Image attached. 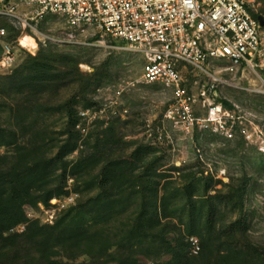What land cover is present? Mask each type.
I'll use <instances>...</instances> for the list:
<instances>
[{
	"label": "rangeland",
	"instance_id": "rangeland-1",
	"mask_svg": "<svg viewBox=\"0 0 264 264\" xmlns=\"http://www.w3.org/2000/svg\"><path fill=\"white\" fill-rule=\"evenodd\" d=\"M253 12L256 15L263 13L264 16V0H255ZM31 24L41 40L29 34V29L26 32L16 26L12 19L0 16V29L4 30L0 32V74L10 73L25 62L35 63L30 59L31 56L42 55L39 60L48 64L54 62L56 68L60 62L55 56L62 54L78 58L80 71L90 74L93 82L85 95L81 94L75 84L67 87H59L58 84L57 89L51 90L50 83H46L42 104H38L41 110L36 112L38 124L53 130V135H61L66 118H62L59 111L48 110L57 104L65 106L70 98L77 111L84 108L92 111L103 109L95 120L84 121L77 117L78 125L85 130L75 126L80 139L75 150L67 156L68 161L75 162L86 143L93 144L96 141V132L118 122L125 144L123 150L108 152L109 158L119 157V166L137 162V172L141 170L143 162L137 161L134 152L138 147L147 148L149 155L146 159L157 157V170L172 175L166 179H170L174 187H182L186 183L187 174L193 173L195 195L200 194L203 200L211 196L210 201L217 207L214 218L218 231L223 233L221 239H227L229 236H226V232L232 229L231 237L240 240V244L245 241L243 237H246L252 247L264 249V92L261 91L256 73L227 70L228 63L225 60L207 63L204 67L222 80L216 89V99L226 101L230 105L226 108H233L231 110L235 112L236 117L227 122L232 135L228 136L211 122L205 126H195L189 131L177 130L163 116L172 99V88L160 82H145L141 79L144 59L140 53L129 49L123 41L111 38L92 45L50 41L47 47L42 48L46 45L42 37L57 39L61 36L64 21L56 15L44 14L32 20ZM261 30L264 32V26H261ZM58 68L53 73L60 74L63 68ZM181 73L184 86L197 97L196 115L206 117L207 108L202 106L198 93L203 84L208 82V76L190 64L182 65ZM117 89L121 90L118 96L115 92ZM22 98L21 93L15 91H0V103L5 99L12 106L11 112L6 113L0 105V123L8 120L16 125L20 121ZM115 99V107L122 109V117L108 115L110 101ZM160 127L162 138L158 139L156 132ZM0 150L4 152L5 148ZM100 166L99 163L88 176H67L64 183L67 192L62 196L74 193L76 196L72 204L60 206L51 204L49 200L38 202L32 207H26V215L40 223L53 225L70 207L96 193L95 183L98 181ZM166 179H162L159 185L162 186ZM175 202L177 206L182 205L185 198L179 196ZM204 206L208 207L207 201ZM129 209L132 210L133 206ZM185 217L184 221L176 217L171 220L168 237L182 254L188 252L196 255L201 247L200 239L185 230ZM24 227V224L18 225L16 229L22 231ZM256 255L253 256L254 264L262 263ZM138 259L143 264H168L171 254L164 252L150 257L139 254ZM63 261L64 264H102V260L86 254L73 258L64 255Z\"/></svg>",
	"mask_w": 264,
	"mask_h": 264
},
{
	"label": "trees",
	"instance_id": "trees-1",
	"mask_svg": "<svg viewBox=\"0 0 264 264\" xmlns=\"http://www.w3.org/2000/svg\"><path fill=\"white\" fill-rule=\"evenodd\" d=\"M41 57L31 56L35 63L25 62L10 73L0 74V91H15L23 97L20 121L16 125L8 120L0 123V149L5 148L0 150V264H64V255L73 258L84 254L102 260V264H143L139 254L150 257L164 252L171 254L168 264H254L256 254L264 264V249L252 247L248 238L243 237L240 244L231 237L232 229H227L229 237L221 239L223 233L214 218L217 207L211 196L203 200L200 194L195 195L193 173L187 174L182 187H174L166 179L172 175L157 170V157L146 159L147 148L138 147L134 152L137 161L143 162L137 172L139 163L119 166V157L109 158L108 152L124 148L118 122L96 132V141L86 143L75 162L68 161L80 139L75 129L79 116L72 98L65 106L49 107L48 111H59L66 118L58 136L38 124V104H42L46 83L51 90L58 84H75L85 95L93 82L90 74L80 71L78 58L56 55L58 66L63 68L58 74L53 73L58 66L39 60ZM7 102L3 99L0 105L10 113L12 106ZM99 163L96 193L70 207L56 223H40L26 215V207L66 193L68 175L88 176ZM162 179L166 180L160 186ZM179 196L185 203L177 206ZM185 216V230L200 239L196 255L182 254L168 237L171 220L184 221ZM22 224L24 229L18 231L16 226Z\"/></svg>",
	"mask_w": 264,
	"mask_h": 264
},
{
	"label": "built area",
	"instance_id": "built-area-1",
	"mask_svg": "<svg viewBox=\"0 0 264 264\" xmlns=\"http://www.w3.org/2000/svg\"><path fill=\"white\" fill-rule=\"evenodd\" d=\"M254 2L0 0V16L12 19L23 31L29 29V34L39 40L32 20L44 14L62 18L64 30L61 36L57 39L42 37L46 42L42 48L50 41L81 45L101 43L106 38L123 41L129 49L143 56V81L160 82L172 88V99L163 115L171 127L189 131L211 122L231 136L227 122L236 117L235 112L216 99V89L222 80L204 66L214 60H225L227 70L254 72L264 92V32L253 12ZM0 30L4 32L2 28ZM184 64L192 65L209 78L198 93L202 106L207 108L206 117H198L195 113L197 97L183 84L181 67ZM115 92L116 96L121 94L120 89ZM110 104L108 115L122 117V109L115 107L117 100H111ZM102 111V108L96 111L84 108L78 111V116L84 121L95 120ZM76 126L85 130L78 123ZM161 129L156 132L158 139L162 138ZM75 196L68 193L62 197L53 196L49 201L66 206L74 202Z\"/></svg>",
	"mask_w": 264,
	"mask_h": 264
},
{
	"label": "water",
	"instance_id": "water-1",
	"mask_svg": "<svg viewBox=\"0 0 264 264\" xmlns=\"http://www.w3.org/2000/svg\"><path fill=\"white\" fill-rule=\"evenodd\" d=\"M257 19H258V21H259V24H260L261 26H264V16H263L262 14H258V15H257Z\"/></svg>",
	"mask_w": 264,
	"mask_h": 264
}]
</instances>
